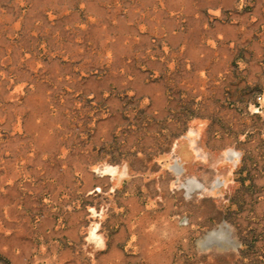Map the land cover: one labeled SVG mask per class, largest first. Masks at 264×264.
<instances>
[{"label":"rangeland","instance_id":"obj_1","mask_svg":"<svg viewBox=\"0 0 264 264\" xmlns=\"http://www.w3.org/2000/svg\"><path fill=\"white\" fill-rule=\"evenodd\" d=\"M0 264H264V0H0Z\"/></svg>","mask_w":264,"mask_h":264}]
</instances>
